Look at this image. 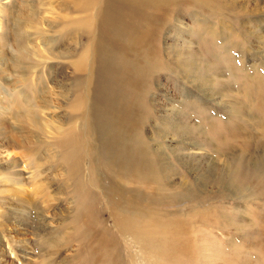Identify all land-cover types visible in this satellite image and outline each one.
<instances>
[{
    "label": "rangeland",
    "instance_id": "obj_1",
    "mask_svg": "<svg viewBox=\"0 0 264 264\" xmlns=\"http://www.w3.org/2000/svg\"><path fill=\"white\" fill-rule=\"evenodd\" d=\"M24 1L0 0V264H89L91 238L97 236L83 234L85 242L74 234V187L68 166L57 158L61 149L53 145L71 123L66 93L74 78L58 55L69 46L80 47L78 40L61 35V17L77 12L74 0H26L36 19L24 21L25 38L17 41ZM213 3L186 2L182 21L172 22L167 39L170 49L182 47L184 59L189 60L186 49L193 53L189 62L198 61L202 77L196 71L186 78L165 65L149 82L145 97L143 121L150 123L144 134L164 145L176 185L186 179L188 185L196 183V196L166 207L169 220L185 218L189 231L180 240H190L189 247L186 252L166 244L141 250L121 236L118 259L111 264H264V0H236L234 8L218 11ZM203 22L221 29L213 36ZM17 42L36 52L23 69L17 67ZM27 99L38 113L40 130L20 119L19 108L26 107ZM179 111L191 129L186 135L182 129L177 135L169 124L161 126L166 121L159 115L169 114L178 124ZM154 123L168 128V134L158 135ZM238 158L240 168L232 173L240 176L233 183L237 188L226 171L229 165L236 170ZM217 174L224 176L220 184ZM99 200L106 206L104 198ZM101 217L116 235L107 209Z\"/></svg>",
    "mask_w": 264,
    "mask_h": 264
},
{
    "label": "bare ground",
    "instance_id": "obj_2",
    "mask_svg": "<svg viewBox=\"0 0 264 264\" xmlns=\"http://www.w3.org/2000/svg\"><path fill=\"white\" fill-rule=\"evenodd\" d=\"M27 1L23 3L26 13L18 21L17 41L25 38L26 33L22 30L24 21L31 23L36 19V10ZM188 1L204 5L214 2L218 4L214 11L236 5V0H231L233 5L230 0H74L73 8L77 14L67 17L64 13L66 17H61L64 18L61 35L67 34L78 40L80 47L71 49L69 46L58 55L64 59L61 65L72 68L74 78L66 93L71 99L68 115L71 123L53 145L61 149L57 158L68 166V180L74 187L77 209L71 227L75 236H83L88 242L83 234L89 238L93 233L97 237L101 233L100 238H91L89 264H111L117 260L121 236L126 244H133L141 250L155 246L159 249L166 244L175 252H186V247H189L187 243L190 240H180L189 231L186 228L189 226H184L185 218L171 217L169 220L171 212L166 207L180 204L181 197L189 199L196 196V183L188 185L189 179H186L175 184L176 181L171 179L175 168L168 160L164 145L154 144L148 139L144 130L150 120L143 121L144 108L148 103L145 98L147 86L165 65L186 78L192 77L196 71L199 72L197 78L202 77L201 67L195 66L198 61L189 62L193 53L186 49L189 60L184 59L182 47L170 49L167 41L174 27L172 22L182 21L185 15L182 9ZM203 23L204 31L213 36L221 29ZM227 29L229 31V25ZM17 44V67L23 69L24 65L33 62L30 57L35 50L29 44L24 47L20 42ZM26 102L23 110L19 108L20 119L31 127L42 129L33 103L28 99ZM179 115L180 122H174L176 125L171 121L173 116L159 115L164 121L171 122H163L161 126L169 124L177 135H181L180 129L186 135L191 129L182 121V112ZM153 126L160 136L169 132L168 128L158 127L157 123ZM244 157L243 153L240 159ZM240 159L236 161V170L229 165L228 174L223 173L232 187L240 178L232 174L239 170ZM224 176L215 177L218 184ZM199 185L197 182L200 192ZM172 190L176 191L174 196ZM99 198H104L105 208L99 205ZM103 209L112 216L116 235L106 228V221L101 217ZM179 210L177 208L176 211ZM185 217L190 219L188 215ZM174 236L178 239L174 240Z\"/></svg>",
    "mask_w": 264,
    "mask_h": 264
}]
</instances>
